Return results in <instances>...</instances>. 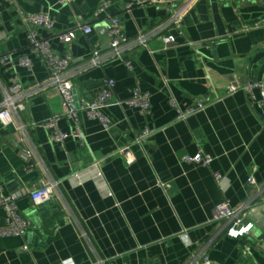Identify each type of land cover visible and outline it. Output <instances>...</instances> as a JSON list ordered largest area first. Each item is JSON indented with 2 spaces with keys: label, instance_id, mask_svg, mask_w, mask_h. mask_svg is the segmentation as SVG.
Listing matches in <instances>:
<instances>
[{
  "label": "crops",
  "instance_id": "crops-1",
  "mask_svg": "<svg viewBox=\"0 0 264 264\" xmlns=\"http://www.w3.org/2000/svg\"><path fill=\"white\" fill-rule=\"evenodd\" d=\"M59 1L0 2V50L32 61L31 69L0 62V101L14 84L29 88L48 79L46 61L28 40L34 31L54 54L71 60L78 113L77 123L64 116L62 97L51 88L25 96L14 124L0 119V184L6 195L17 196L29 222L23 235L0 238V264H201L205 258L264 264L259 228L234 238L225 221L212 220L225 201L262 204L264 110L243 90L228 89L264 83V0H198L183 18V33L168 31L175 42L153 35L148 47L133 42L163 22L171 4L128 10L130 0ZM41 13L50 15L52 29L28 21ZM114 17L128 41L125 56L87 68L94 49L108 55ZM79 23L90 25L91 33L78 30L71 42L59 40ZM106 79L115 81L112 100L124 102L103 109L107 129L87 114ZM135 89L149 95V114L125 103ZM199 103L203 109L179 118ZM56 114L60 131L70 135L77 126L84 139L52 141L53 129L39 124ZM145 128L159 130L135 144ZM126 145L135 155L131 163L116 154ZM199 151L213 158L209 167L185 161ZM52 183L58 184L51 199L34 203L30 193ZM5 219L0 208V226Z\"/></svg>",
  "mask_w": 264,
  "mask_h": 264
},
{
  "label": "built area",
  "instance_id": "built-area-1",
  "mask_svg": "<svg viewBox=\"0 0 264 264\" xmlns=\"http://www.w3.org/2000/svg\"><path fill=\"white\" fill-rule=\"evenodd\" d=\"M73 0H60L61 4L71 3ZM198 0H130L127 4V9L130 10L135 5H145V4H171V10L167 18L152 29L140 32L139 36L133 42L138 46L148 47V40L150 36L161 35L162 40L165 44H170L175 42V36L168 31L174 30L178 33H183V18L185 14L194 6ZM1 2V0H0ZM107 7V3H103L99 9L98 13H104ZM1 14V8H0ZM30 23H34L45 28L52 29L55 25L54 21L47 13L34 14L28 18ZM28 21H26L28 23ZM80 30L84 34H90L92 27L88 24L79 23L75 28L62 32L58 35L61 42L69 43L76 38V31ZM166 32V34H165ZM110 36V51L108 55H104L99 49H94L91 57L88 60V67L100 66L102 63L110 58H123L126 50L128 49L127 38L123 34L121 27V21L119 18H112V24L109 30ZM28 40L30 42L32 53H38L47 63L49 76L45 82L40 84H35L29 88L24 85L17 83L10 87V90H5L3 99L0 101V119L7 125L14 124V114L18 110L24 108L21 100L26 96L36 95V93L45 91L47 89H56L63 101L64 113L63 115L69 119L78 121L77 107L74 100V83L70 77V64L71 60L69 58H60L52 51L48 41H40L34 31H30L28 35ZM0 62L5 65L17 64L21 67H26L28 69L32 68V61L27 56L14 57L10 53H3L0 50ZM126 65L130 67L131 62L126 61ZM115 81L113 79H106L105 84L101 91L99 92L95 101L87 105V114L91 118L100 119L103 126L107 129L109 120L104 115L103 109L113 105H122L123 101H113V88ZM238 90H243L248 94L252 105L260 106L264 110V83L260 82H248L242 86L235 87L231 86L228 89V94L234 93ZM128 105L139 107L141 111L145 114H149V95L141 94L138 89H135L133 97L125 102ZM203 103H199L196 107L190 108L185 112H180L179 118H184L191 115L204 108ZM60 114H56L47 121L40 123L41 127L46 129H53L51 134V140L56 142H64L70 135L75 138L84 139L83 132L75 126L72 134L68 135L59 130L58 122L60 119ZM36 126V124H35ZM158 128H145L134 139L135 144L144 143L150 136L155 134ZM116 154L122 155L125 160L129 163L135 160V155L132 152L131 145H126L120 147ZM31 151H25L24 156L26 158L31 157ZM185 161L188 163H197L203 166L209 167L213 161V158L205 155L202 151H199L193 156L185 157ZM214 177L216 181L221 180V175L215 173ZM249 183L254 184L255 180L250 177ZM58 183H52L38 188L30 193V198L34 203L40 204L49 201L54 192V188ZM261 203L264 204V190L261 193ZM0 208L4 209L6 212L5 225L0 226V238L10 237V236H20L23 235L29 227V222L23 219L19 213L17 206V196L6 195L3 192L2 186L0 184ZM250 208L249 205H244L241 207H232L229 202L225 201L218 204L215 208L213 221L220 222L225 221L227 223V234L230 237L239 238L244 237L251 233L254 225L249 222L245 217H243L244 211ZM201 264H211L208 258Z\"/></svg>",
  "mask_w": 264,
  "mask_h": 264
},
{
  "label": "water",
  "instance_id": "water-1",
  "mask_svg": "<svg viewBox=\"0 0 264 264\" xmlns=\"http://www.w3.org/2000/svg\"><path fill=\"white\" fill-rule=\"evenodd\" d=\"M244 212L246 213L245 218L252 221L254 223V226L259 228L262 233H264V204H259L252 208H249Z\"/></svg>",
  "mask_w": 264,
  "mask_h": 264
}]
</instances>
